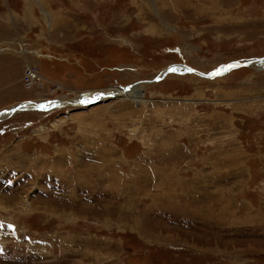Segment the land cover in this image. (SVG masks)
I'll list each match as a JSON object with an SVG mask.
<instances>
[{"label": "rangeland", "instance_id": "1", "mask_svg": "<svg viewBox=\"0 0 264 264\" xmlns=\"http://www.w3.org/2000/svg\"><path fill=\"white\" fill-rule=\"evenodd\" d=\"M263 57L264 0H0V111L57 100L0 121V264H264V62L153 82Z\"/></svg>", "mask_w": 264, "mask_h": 264}, {"label": "water", "instance_id": "2", "mask_svg": "<svg viewBox=\"0 0 264 264\" xmlns=\"http://www.w3.org/2000/svg\"><path fill=\"white\" fill-rule=\"evenodd\" d=\"M262 62H264V57L263 58H257V59L251 60V61H246L243 63H233V64L223 65V66H221V67H219V68H217L211 72H205V73L204 72L203 73L198 72L195 69L193 70L192 68H190L186 65L172 64V65L165 67V69L153 80V82L162 80L167 74L183 75V74L192 73V72L198 73L201 77H203L205 79H214L216 77H220V76L227 74L229 71H231L233 69H236L239 67L251 66L252 64L258 65V64H261ZM230 65H238V67H233L230 70L225 71L224 69H228V67ZM259 66H260L259 68H262L264 66V64L259 65ZM172 69H175V71H172ZM189 69H191V71H189ZM218 71L220 72V74L215 75V73H217ZM127 87L128 86L124 87L123 89H126ZM86 94H87V92H86ZM99 98H95L94 100L87 99L86 101H84L85 98H82V99L79 98V100L77 102L82 104V105H85V106H91V105H95L99 101L98 100ZM54 107L55 106L43 107L41 105L38 106L35 104H33L30 107H27L26 103H23V104L11 107L10 109H5L3 111H0V121L3 120L4 117L8 118V117L12 116L13 114L18 113V112L23 111V110H27V109L49 110V109L54 108Z\"/></svg>", "mask_w": 264, "mask_h": 264}, {"label": "bare ground", "instance_id": "3", "mask_svg": "<svg viewBox=\"0 0 264 264\" xmlns=\"http://www.w3.org/2000/svg\"><path fill=\"white\" fill-rule=\"evenodd\" d=\"M263 63V62H262ZM253 65V64H252ZM165 69V68H164ZM163 69V70H164ZM162 70V71H163ZM194 70V69H193ZM161 71V72H162ZM197 71V70H196ZM198 72H200V71H198ZM201 73H203V72H201ZM205 73V72H204ZM186 74H196V75H198V76H200L198 73H194V72H192V73H186ZM167 75H170V74H167ZM166 75V76H167ZM165 76V77H166ZM164 77V78H165ZM201 77V76H200ZM203 78V77H202ZM33 79V80H32ZM35 79H37V75H34V76H31V82H34V80ZM152 82V81H151ZM140 84V83H139ZM139 84H137V85H139ZM136 85H128V87L126 88V89H123L124 87H126V86H124V87H121L120 89H115V90H110V91H108V92H100V93H98V94H95L94 96L93 95H91V94H89V93H85L84 95L83 94H81L80 96H77L78 98H76V99H82V98H85L84 99V101H86L87 99H95V98H99L98 100V102L97 103H99L101 100H108V99H112V98H114V99H116V98H120L123 94H126V93H128L129 91H131L134 87H135ZM105 95V96H104ZM75 99V102L73 103V104H68V106H71V107H79V106H82V105H80V104H78V102H77V100ZM59 101V100H58ZM72 102V101H71ZM50 103H52V102H49V101H46V100H43V101H37L36 102V105L38 104V105H41V106H43V107H46L47 105H49ZM67 103V102H66ZM83 103V102H82ZM31 106L33 105V104H30ZM96 105V104H95ZM93 106V105H92ZM64 107V106H63ZM86 107H91V106H86ZM3 119H5V117L3 118ZM22 168V167H21ZM76 175L78 176V178L80 177V173L76 170ZM61 176V175H60ZM74 176V175H73ZM66 179V178H65ZM67 180V179H66ZM76 181V180H75ZM81 181H83V180H81ZM70 190V189H69ZM71 194V193H70ZM69 194V195H70ZM71 196V195H70ZM72 197H74L75 198V196H72ZM74 202V201H73ZM27 208V207H26ZM37 208H39V207H37ZM36 208V209H37ZM27 212H30V210H28Z\"/></svg>", "mask_w": 264, "mask_h": 264}, {"label": "built area", "instance_id": "4", "mask_svg": "<svg viewBox=\"0 0 264 264\" xmlns=\"http://www.w3.org/2000/svg\"><path fill=\"white\" fill-rule=\"evenodd\" d=\"M34 75H37V74L32 68H29L26 70L25 77H26V79H28V82L31 81V76H34Z\"/></svg>", "mask_w": 264, "mask_h": 264}, {"label": "snow or ice", "instance_id": "5", "mask_svg": "<svg viewBox=\"0 0 264 264\" xmlns=\"http://www.w3.org/2000/svg\"><path fill=\"white\" fill-rule=\"evenodd\" d=\"M233 67H238V65H230L229 67H228V69H224L225 71H227V70H230L231 68H233ZM172 71H175V69H172ZM189 71H191V69H189ZM220 74V72L218 71L217 73H215V75H219Z\"/></svg>", "mask_w": 264, "mask_h": 264}]
</instances>
